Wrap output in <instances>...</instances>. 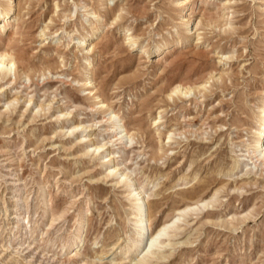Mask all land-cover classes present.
Instances as JSON below:
<instances>
[{"label": "rangeland", "instance_id": "374dc122", "mask_svg": "<svg viewBox=\"0 0 264 264\" xmlns=\"http://www.w3.org/2000/svg\"><path fill=\"white\" fill-rule=\"evenodd\" d=\"M0 15L15 58L0 69V264H264V165L249 160L264 0H0ZM140 190L149 236L166 226L151 246Z\"/></svg>", "mask_w": 264, "mask_h": 264}, {"label": "bare ground", "instance_id": "6f19581e", "mask_svg": "<svg viewBox=\"0 0 264 264\" xmlns=\"http://www.w3.org/2000/svg\"><path fill=\"white\" fill-rule=\"evenodd\" d=\"M12 9H13V6L11 8L9 7V11L5 12V15H3V17H4L3 19L4 20L9 17V14H10ZM97 31H99V30H97ZM135 41H136V39H135ZM13 63H15V58H13V59L10 58V54L7 53L6 51L5 52L4 51H0V69L8 68ZM177 91H180V92L184 93L185 95H187L188 93H190L192 91V89H190V88L185 89L182 85H179V86L175 87V89L173 90V92H177ZM103 103H104V101H103ZM256 124H257L258 127H257V129L255 131V135L258 136V140L255 142V145L253 147V151H252L253 152V156L250 157L249 160L252 161L255 164L259 163V165L263 166L264 165V109H263L262 114L259 117V119L256 120ZM113 128H115V132H116L117 135H121L120 139H128L130 141L133 140V138L131 136H128V133L123 134L125 132V129L123 128V126L121 124V120L118 117H117V120H116L115 124L113 125ZM169 138H171V136ZM103 147H104V145H99V146H96L95 149H96V151H98V150H100ZM250 150H249L248 153H250ZM238 165H240V164H238ZM122 175L126 177V180H130L131 181V177L129 176V173H123ZM205 181H206V179H205ZM211 181H212V184H213V183H215L217 181V178L215 177ZM199 182L202 183L200 180H199ZM218 182L222 183V181H220V180ZM192 189H194V188H192ZM136 190H139V188H137ZM143 192H144L143 190H140L139 192H136V195H138V197H136L138 202L134 206L135 212L137 214V220L135 222V228L137 229V234H139V236L142 237L140 242L144 243L145 239H149V242H150L149 244L150 245H148V246H151V245H154L153 244L154 242H158L159 237L166 232V226L162 227L159 231H157V232H155V233H153V234H151L149 236L150 231H148V229L146 228L147 222L149 220V218L147 217V213H146V202L147 201L143 197L140 198L141 195L143 194ZM187 193H189V192H187ZM191 195H193V194H191ZM211 200L213 201L214 197ZM202 201H203L204 205L206 204L205 207L206 206H210V204H211V201L210 202H206L204 200H202Z\"/></svg>", "mask_w": 264, "mask_h": 264}]
</instances>
